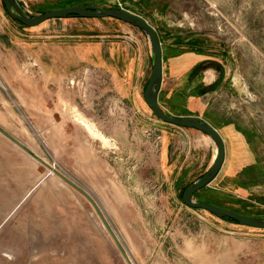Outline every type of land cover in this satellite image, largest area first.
Here are the masks:
<instances>
[{"label":"rangeland","instance_id":"obj_1","mask_svg":"<svg viewBox=\"0 0 264 264\" xmlns=\"http://www.w3.org/2000/svg\"><path fill=\"white\" fill-rule=\"evenodd\" d=\"M19 2L34 14L98 6L144 18L161 41V107L204 119L225 142L222 170L195 200L264 218V0ZM151 69L147 37L128 24L29 28L0 0V130L23 145L0 131V264H128L59 173L94 196L134 264H264V230L183 204L215 147L153 117Z\"/></svg>","mask_w":264,"mask_h":264},{"label":"water","instance_id":"obj_2","mask_svg":"<svg viewBox=\"0 0 264 264\" xmlns=\"http://www.w3.org/2000/svg\"><path fill=\"white\" fill-rule=\"evenodd\" d=\"M2 1L10 18L29 28L40 26L49 20L65 19L76 16L79 18L94 19L113 18L141 31L147 37L151 47L152 69L144 91V100L153 117L162 123L176 128L191 129L203 133L209 137L215 147L214 159L208 171L185 188L181 197L183 204L193 209L206 211L217 218H228L233 224L251 229L264 230V218L244 216L229 209L195 200L194 194L201 189L208 187L222 170L226 159L225 142L217 129L204 119L194 116H174L165 112L161 107L158 99L163 80L161 41L155 28H153L144 18L122 8L105 9L98 6H71L51 10L45 13L34 14L29 12L19 0ZM0 131L18 146L23 148V145L11 135L2 130ZM58 175L91 203L123 258L128 264H134L119 235L109 222L107 215L94 196L86 188L77 184L73 179L60 173Z\"/></svg>","mask_w":264,"mask_h":264},{"label":"trees","instance_id":"obj_3","mask_svg":"<svg viewBox=\"0 0 264 264\" xmlns=\"http://www.w3.org/2000/svg\"><path fill=\"white\" fill-rule=\"evenodd\" d=\"M43 13H45V12H43ZM72 17L79 18V17H76V16H72ZM68 18H69V17H68ZM111 19H113V18H111ZM114 20H116V19H114ZM118 21H119V20H118ZM120 22H121V21H120ZM17 23H19V22H17ZM19 24H20V23H19ZM20 25H22V24H20ZM22 26H23V25H22ZM24 27H25V26H24ZM188 186H189V185H188ZM188 186H187V187H188ZM203 189H204V188H203ZM203 189H201L200 191H202ZM200 191H198V192H196V193L194 194V198H195V199L197 198L196 195H197ZM198 202H202V201H198ZM203 203H207V204H211V205L219 206V207H222V208H225V209H229V210L235 211V212H237V213H239V214H241V215L251 217L250 215H246V214H244V213H241L239 210L226 208V207H223V206L218 205V204H216V203H208V202H203ZM256 218H263V217H256ZM220 219H223V220H226V221L232 222V221H231L230 219H228V218H220Z\"/></svg>","mask_w":264,"mask_h":264},{"label":"bare ground","instance_id":"obj_4","mask_svg":"<svg viewBox=\"0 0 264 264\" xmlns=\"http://www.w3.org/2000/svg\"><path fill=\"white\" fill-rule=\"evenodd\" d=\"M73 109V108H72ZM74 111V110H73ZM68 112H69V109H68ZM67 112V113H68ZM71 113V112H70ZM76 113V112H75ZM82 115V114H81ZM75 118H77V120L79 121V122H81V123H86V126L87 127H90L89 126V124L86 122V121H84V119L83 118H81V116L79 115V113L78 114H75V116H74ZM95 127V126H94ZM89 129V131H90V133L92 134V135H95V133L92 131V129H90V128H88Z\"/></svg>","mask_w":264,"mask_h":264},{"label":"built area","instance_id":"obj_5","mask_svg":"<svg viewBox=\"0 0 264 264\" xmlns=\"http://www.w3.org/2000/svg\"><path fill=\"white\" fill-rule=\"evenodd\" d=\"M181 129V128H180Z\"/></svg>","mask_w":264,"mask_h":264}]
</instances>
